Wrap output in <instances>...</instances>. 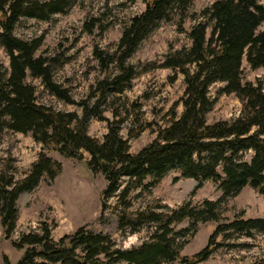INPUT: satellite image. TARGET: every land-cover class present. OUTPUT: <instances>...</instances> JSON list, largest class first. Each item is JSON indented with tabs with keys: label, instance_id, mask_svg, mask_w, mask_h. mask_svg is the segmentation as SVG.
Here are the masks:
<instances>
[{
	"label": "trees",
	"instance_id": "16d2710c",
	"mask_svg": "<svg viewBox=\"0 0 264 264\" xmlns=\"http://www.w3.org/2000/svg\"><path fill=\"white\" fill-rule=\"evenodd\" d=\"M74 1L0 0V43L10 57L9 69L0 67V132L9 129L29 134L44 149L27 176L16 180L14 167L8 170L6 165L0 171L4 234L11 237L16 228L20 195L34 190L44 178L51 182L62 172V163L45 150L79 160L84 159V151L88 152L91 157L87 163L92 171L107 180L102 208L107 207L109 198H118L114 209L122 232L126 233L128 227L135 232L145 223H154L156 228L142 244L120 247L110 233L87 225L55 238L57 221L43 219L40 229L23 232L13 241L19 248L26 247L16 264H160L176 259L196 264L222 245L219 235L264 230V216L237 214L230 221L217 224L208 243L192 255L181 253L176 238L177 233L185 234L196 227L200 219H219L221 202L245 187L264 194V84L261 80L254 83L242 79L244 58L253 69L264 67V4L260 0H216L201 12L204 19L189 30L191 46L171 50L159 65L184 74L186 87L180 100L183 111L180 116L173 113L170 124L159 126L155 140L134 155L129 141L120 134L119 120L110 122L109 132L101 141L88 134L89 119H102V104L122 93L138 75L139 71L127 60L140 42L160 22L172 20L176 12L183 15L193 0H145L143 12L133 16L123 29L115 53L95 48V56L105 70L116 63L120 72L99 82L98 98L92 106L78 102L83 104L82 115L38 103L37 86L29 82V77L41 79L44 87L58 98L72 104L75 100L54 79L52 66L57 59L37 54L42 39L25 40L14 33L21 18L49 20L54 14L65 12ZM180 18L182 28L184 17ZM216 82L225 83L220 92L235 94L242 102L237 118L208 122V113L215 103L210 86ZM113 112L118 117V109ZM139 132L130 130L129 135L137 136ZM249 150L254 151L252 158L240 160L239 153ZM172 170L181 172L183 178L197 180L199 186L208 180L218 183L222 197L196 205L187 201L176 208L155 201L145 209L129 210V197L134 190H150ZM150 177L153 181L146 182ZM124 178L129 181L120 189ZM101 218L105 220L104 216ZM185 219L191 224L175 231L174 223ZM5 261L14 264L8 256Z\"/></svg>",
	"mask_w": 264,
	"mask_h": 264
},
{
	"label": "rangeland",
	"instance_id": "374dc122",
	"mask_svg": "<svg viewBox=\"0 0 264 264\" xmlns=\"http://www.w3.org/2000/svg\"><path fill=\"white\" fill-rule=\"evenodd\" d=\"M215 1L193 0L183 15L176 12L172 20L160 22L140 42L127 60L128 64L139 71L138 75L122 93L112 95L102 104V119L95 116L89 119V135L103 141L109 132L110 122L119 120L117 124L121 127L120 134L129 141L130 152L135 155L155 140L159 126L166 127L170 124L173 113L181 115L183 105L180 100L186 87L185 76L179 70L159 65L171 50L191 46L189 30L204 19L201 12ZM260 2L264 4V0ZM145 7V0H75L65 12L54 14L49 20L21 18L15 26V35L25 40L42 39L37 54L57 59V63L52 66L54 79L75 100L72 104L60 99L44 87L41 79L29 77V82L37 86L38 103L82 115L83 104L78 102L84 101L92 106L98 98L99 82L120 72L116 63H112L108 71L105 70L95 56V48L115 53L123 29ZM180 17H184L182 28L179 26ZM9 66L10 57L0 43V67L9 69ZM242 79L243 82L254 83L261 80L264 84V67L253 69L244 58ZM224 86L223 82L210 86V95L215 103L207 116L209 123L232 120L241 114L242 102L235 94L220 92ZM113 99L115 100L112 101ZM114 109H118V117L114 115ZM130 130L140 132L137 136H130ZM42 150L43 145L31 135L3 130L0 132V171L5 165L8 170L14 167V177L19 180L27 176ZM45 152L62 163V172L51 182L44 178L34 190L20 195L19 217L11 237L4 234L0 219V264H7L5 256L14 264L19 262L26 247L19 248L13 241L18 240L23 232L40 229L43 219L57 221V226L53 229L55 238L73 232L81 225H87L92 230L110 233L120 247L140 245L154 231V223H145L135 232L130 227L126 233L122 232L114 209L118 198H109L107 207L102 208V193L107 187V180L101 173L92 171L87 163L91 157L88 152L84 151L83 160L66 158L54 151ZM253 154V150L243 151L239 153V158L250 160ZM128 181V178L122 179L120 189ZM151 181L150 177L146 182ZM222 195L218 183L208 180L199 186L197 180L183 178L181 172L172 170L150 190H134L129 197V210L133 212L145 209L155 201L171 208L179 207L187 201L196 205L195 203L205 200L217 201ZM218 210L219 219H200L196 227H191L185 234H176L182 254L192 255L202 249L216 225L230 221L237 214L247 217L264 216V194L247 186L237 194L225 198ZM102 216L105 218L103 221ZM190 224L189 219L175 222V231H181ZM218 241L222 245L208 259L196 264H264V230L252 229L251 233L237 232L228 237L221 234ZM160 264L185 263L176 259L162 261Z\"/></svg>",
	"mask_w": 264,
	"mask_h": 264
}]
</instances>
